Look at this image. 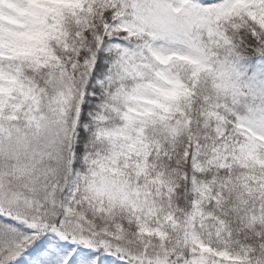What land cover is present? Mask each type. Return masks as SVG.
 I'll return each instance as SVG.
<instances>
[{"label": "snow or ice", "instance_id": "1", "mask_svg": "<svg viewBox=\"0 0 264 264\" xmlns=\"http://www.w3.org/2000/svg\"><path fill=\"white\" fill-rule=\"evenodd\" d=\"M0 264H264V0H0Z\"/></svg>", "mask_w": 264, "mask_h": 264}]
</instances>
